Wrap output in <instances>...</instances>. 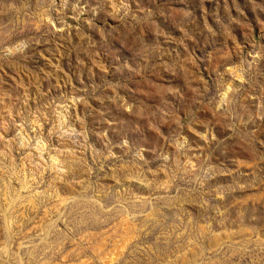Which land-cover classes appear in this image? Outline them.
Wrapping results in <instances>:
<instances>
[{"label":"rangeland","instance_id":"rangeland-1","mask_svg":"<svg viewBox=\"0 0 264 264\" xmlns=\"http://www.w3.org/2000/svg\"><path fill=\"white\" fill-rule=\"evenodd\" d=\"M1 178L0 264H264V0H0Z\"/></svg>","mask_w":264,"mask_h":264},{"label":"water","instance_id":"water-1","mask_svg":"<svg viewBox=\"0 0 264 264\" xmlns=\"http://www.w3.org/2000/svg\"><path fill=\"white\" fill-rule=\"evenodd\" d=\"M3 181H4V179L1 178L0 179V183L3 182ZM176 215H177L176 211H173L170 214V221L164 226L165 229H169L170 231H175L177 229L178 226L176 224H174V218H175ZM157 229H159V228L157 227Z\"/></svg>","mask_w":264,"mask_h":264}]
</instances>
